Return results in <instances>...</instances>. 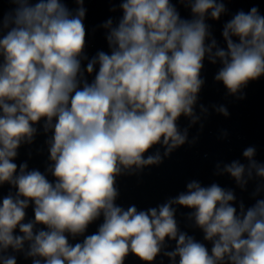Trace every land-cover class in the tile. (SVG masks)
Wrapping results in <instances>:
<instances>
[{
    "label": "clouds",
    "instance_id": "9594fccd",
    "mask_svg": "<svg viewBox=\"0 0 264 264\" xmlns=\"http://www.w3.org/2000/svg\"><path fill=\"white\" fill-rule=\"evenodd\" d=\"M72 2L74 9L67 0H0L10 5L0 10V186L15 190L0 199V264H17L20 253L32 264H125L130 254L153 264L167 241L175 242L163 252L171 264H264V198L237 206L234 190L192 180L158 207L116 203L122 172L161 164L157 145L168 157L188 142L178 121L200 119L206 58L220 63L214 79L236 100L264 78L259 8L238 10L224 24L221 47L206 21L228 11L223 0H177L190 18L173 0H122L121 18L102 25L108 51L89 58L85 0ZM213 108L231 115L225 105ZM200 111L208 113L202 104ZM41 122L51 133L46 172L14 162ZM256 151L243 150L247 164L217 163L216 174L227 173L242 191L259 178L252 193L259 197L264 163ZM173 205L192 209L188 219L210 250L180 230Z\"/></svg>",
    "mask_w": 264,
    "mask_h": 264
}]
</instances>
